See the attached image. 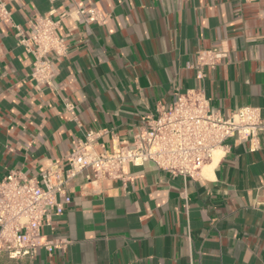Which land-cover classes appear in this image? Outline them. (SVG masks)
Segmentation results:
<instances>
[{"label":"crops","instance_id":"crops-1","mask_svg":"<svg viewBox=\"0 0 264 264\" xmlns=\"http://www.w3.org/2000/svg\"><path fill=\"white\" fill-rule=\"evenodd\" d=\"M0 181L38 177L89 132L97 152L133 148L139 128L176 93L200 90L225 117L258 108L264 119V0H0ZM97 9L107 23L86 22ZM60 22L64 56H52L53 87L33 78L34 58L16 37L29 22ZM221 43L229 57L198 78L200 50ZM75 106L73 113L66 105ZM230 153L197 180L172 176L153 162L128 165L124 179L85 170L67 184L72 201L44 222L67 250L0 264H264V131L257 150L230 140Z\"/></svg>","mask_w":264,"mask_h":264},{"label":"built area","instance_id":"built-area-1","mask_svg":"<svg viewBox=\"0 0 264 264\" xmlns=\"http://www.w3.org/2000/svg\"><path fill=\"white\" fill-rule=\"evenodd\" d=\"M252 1V0H249ZM49 16L29 22L30 35L16 26L19 44L34 58L32 78L39 85L53 87L57 75L52 56L66 53L65 39L59 35V21ZM86 22L107 23L108 17L97 9H77ZM0 20L11 23V13L0 2ZM229 57L224 43L196 54V64H187L204 79V69L214 70ZM67 111L75 106L68 103ZM264 131V119L258 108L245 106L225 117L210 109L202 89L176 93L172 103L158 109V117L139 128L133 148L119 147L113 151L97 152L95 147L101 133L89 132L85 140L74 143L67 155L69 165L63 170L61 162L46 167L38 177L27 178L18 172L9 173L0 181V256L11 260L34 259L38 250L48 253L66 251L70 241L50 240L41 233L43 223L53 215L62 216L72 201L67 184L85 170L97 178L124 179L128 165L155 163L172 176L197 180L203 169L223 160L231 151L230 140L251 143L256 151L259 133Z\"/></svg>","mask_w":264,"mask_h":264},{"label":"bare ground","instance_id":"bare-ground-1","mask_svg":"<svg viewBox=\"0 0 264 264\" xmlns=\"http://www.w3.org/2000/svg\"><path fill=\"white\" fill-rule=\"evenodd\" d=\"M218 158L215 159V161H217Z\"/></svg>","mask_w":264,"mask_h":264}]
</instances>
